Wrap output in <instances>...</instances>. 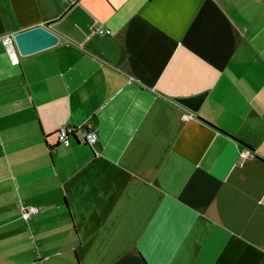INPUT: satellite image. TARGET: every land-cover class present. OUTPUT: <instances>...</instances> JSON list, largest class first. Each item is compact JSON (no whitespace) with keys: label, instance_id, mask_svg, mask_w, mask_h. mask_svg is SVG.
<instances>
[{"label":"crops","instance_id":"obj_1","mask_svg":"<svg viewBox=\"0 0 264 264\" xmlns=\"http://www.w3.org/2000/svg\"><path fill=\"white\" fill-rule=\"evenodd\" d=\"M0 264H264V0H0Z\"/></svg>","mask_w":264,"mask_h":264},{"label":"water","instance_id":"obj_2","mask_svg":"<svg viewBox=\"0 0 264 264\" xmlns=\"http://www.w3.org/2000/svg\"><path fill=\"white\" fill-rule=\"evenodd\" d=\"M58 40L59 36L44 25H36L12 35L16 52L22 56L52 47ZM205 96L206 92H202L195 96L176 98L175 100L190 111L196 112Z\"/></svg>","mask_w":264,"mask_h":264},{"label":"built area","instance_id":"obj_3","mask_svg":"<svg viewBox=\"0 0 264 264\" xmlns=\"http://www.w3.org/2000/svg\"><path fill=\"white\" fill-rule=\"evenodd\" d=\"M103 32L102 29L99 30ZM184 117H189V115H185ZM78 134V136L76 135ZM76 137L78 141L84 142L88 145H93L97 141V133L94 129L86 126H68L61 125L56 130V140L58 143L63 145H69L72 138ZM38 212V208L35 206H22L20 208V215L22 218L27 219L31 215H34Z\"/></svg>","mask_w":264,"mask_h":264}]
</instances>
